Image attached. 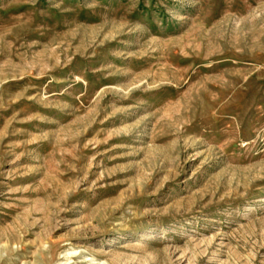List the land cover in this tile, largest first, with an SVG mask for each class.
<instances>
[{
    "label": "rangeland",
    "instance_id": "obj_1",
    "mask_svg": "<svg viewBox=\"0 0 264 264\" xmlns=\"http://www.w3.org/2000/svg\"><path fill=\"white\" fill-rule=\"evenodd\" d=\"M0 264H264V0H0Z\"/></svg>",
    "mask_w": 264,
    "mask_h": 264
}]
</instances>
